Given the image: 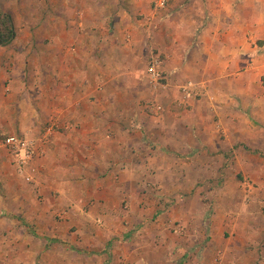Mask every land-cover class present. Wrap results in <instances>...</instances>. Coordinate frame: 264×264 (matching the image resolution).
<instances>
[{"label": "crops", "instance_id": "obj_1", "mask_svg": "<svg viewBox=\"0 0 264 264\" xmlns=\"http://www.w3.org/2000/svg\"><path fill=\"white\" fill-rule=\"evenodd\" d=\"M159 2L0 0L17 32L0 45V264L8 246L34 264L52 236L67 264H264L259 193L208 177L264 148V0ZM10 134L36 141L25 172Z\"/></svg>", "mask_w": 264, "mask_h": 264}, {"label": "rangeland", "instance_id": "obj_2", "mask_svg": "<svg viewBox=\"0 0 264 264\" xmlns=\"http://www.w3.org/2000/svg\"><path fill=\"white\" fill-rule=\"evenodd\" d=\"M151 63H152V60L150 59L147 62V66L149 67L151 65ZM147 72H148V69H147ZM144 78L148 79L147 82L154 86L156 81H154L150 76L147 75ZM147 92H149V90ZM123 94L125 95V93H123ZM124 103H126V102L124 101ZM115 106L121 107L122 102H117L115 104ZM118 120L122 121L123 119L119 118ZM260 138H261V136L258 135V139H260ZM30 139H32V138H30ZM256 146H258V147H256ZM260 147L261 146L257 145V144H250V146L246 145L245 146L246 149L244 148V150L240 149L238 151H235V150L231 149L229 151V152H233L231 157L232 156L236 157V153L239 152L238 157H239V159L244 161V164H243L244 167H241L240 169H238V167L234 163L229 164V165H224V166L219 165L218 163H214L215 165L212 164V167H210V172L208 173V175L209 174L210 175L208 177H212V179H215L214 175H216L218 173H220V174L221 173L222 174H226V173L234 174V176H235V178L233 180L234 183H235V181L236 182H239V181L247 182V184H249L253 187V190L255 192L259 193V201H264V148L263 147L260 148ZM8 151H9V154L12 155L11 157H13L14 163L16 164L17 159H16L15 153L11 152L10 150H8ZM35 160H37V159L35 158L33 163L35 162ZM245 163H247V164H245ZM27 167H29V166H27ZM24 172H25V168H24ZM24 172L18 171V174L16 173L14 176L17 179H22L23 181H25L24 183H28V182L33 183L35 177L32 178L31 174L33 175V173L35 174L37 171L33 172V169H31L30 171L26 172L25 174H24ZM213 183H214V180H210V182L208 183L211 188L214 187ZM234 183H227V184H229L228 186H233ZM11 187H12V189H14L15 185L11 184ZM258 193H257V195H258ZM38 200H37L38 203H42V204L49 202V201L44 200L42 198H39ZM258 205H259V207H258L259 210L255 211V214L259 211L262 216H261V218H259L256 221V223L258 224L259 227L263 228V233L261 234V236H263L264 235V207L262 206V202H261V204H260V202H258ZM58 217H59V215H56V220H59ZM48 232H50V231L48 230ZM48 241H49L48 245L46 246L47 250L45 251V253H42L38 257H36V261L34 264H63L62 260H66V264L71 262V261L75 262V256H78L79 254L76 251L75 247H71L69 245V242L65 243L63 240H60L59 238L55 239L53 236ZM37 249H38V244L35 243V245H34L35 252H37ZM12 253H14V252L11 250V247L8 246L7 250L4 252V254L7 255V258H6V261L2 262V264H17L16 262H14L10 259V256L12 255ZM18 253L24 254V253H26V251L24 249V253H23V251H18ZM62 257H63V259L61 261H59V259ZM18 264H23V263H18ZM24 264H27V263L24 262Z\"/></svg>", "mask_w": 264, "mask_h": 264}, {"label": "built area", "instance_id": "obj_3", "mask_svg": "<svg viewBox=\"0 0 264 264\" xmlns=\"http://www.w3.org/2000/svg\"><path fill=\"white\" fill-rule=\"evenodd\" d=\"M166 0H160L159 5L165 6ZM150 77L157 83L162 78L161 72L158 69V60L153 59L151 65L148 67ZM1 145L6 149L14 152L18 162V169L31 167L34 159L37 156L38 148L36 141L19 135L10 134L2 139Z\"/></svg>", "mask_w": 264, "mask_h": 264}, {"label": "trees", "instance_id": "obj_4", "mask_svg": "<svg viewBox=\"0 0 264 264\" xmlns=\"http://www.w3.org/2000/svg\"><path fill=\"white\" fill-rule=\"evenodd\" d=\"M16 26L10 13L0 9V45L10 44L16 37Z\"/></svg>", "mask_w": 264, "mask_h": 264}]
</instances>
